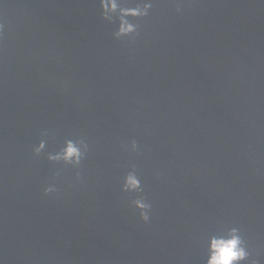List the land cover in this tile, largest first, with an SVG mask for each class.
<instances>
[{"label": "water", "instance_id": "95a60500", "mask_svg": "<svg viewBox=\"0 0 264 264\" xmlns=\"http://www.w3.org/2000/svg\"><path fill=\"white\" fill-rule=\"evenodd\" d=\"M152 3L116 38L100 0H0L4 264H207L232 228L264 264V0Z\"/></svg>", "mask_w": 264, "mask_h": 264}, {"label": "clouds", "instance_id": "9594fccd", "mask_svg": "<svg viewBox=\"0 0 264 264\" xmlns=\"http://www.w3.org/2000/svg\"><path fill=\"white\" fill-rule=\"evenodd\" d=\"M100 7L103 10L105 20H112L113 14L119 13V26L115 32L116 38L130 37L138 33V25L131 23L128 17H146L153 7L152 0H145L142 4H137L135 7H121L120 0H100ZM179 11V8H178ZM4 25L0 24V32L3 31ZM46 135V133H45ZM46 147V141L41 140L39 145L34 147V152L38 156ZM137 148L136 142H132V150ZM88 151V144L84 140L68 141V147L57 153H49L48 160L53 162H63L73 167H79L85 158ZM45 194L56 191L54 185H49L44 189ZM122 191L143 192V187L140 178L135 172L127 174L123 179ZM132 206L139 210L140 216L144 222L150 220V212L152 205L147 201V198L141 196L132 201ZM230 238L226 241L216 242L210 249V255L207 264H239L240 261L247 259L248 252L244 247V242L241 239L238 228H232L229 231ZM0 264H4L3 259H0Z\"/></svg>", "mask_w": 264, "mask_h": 264}]
</instances>
